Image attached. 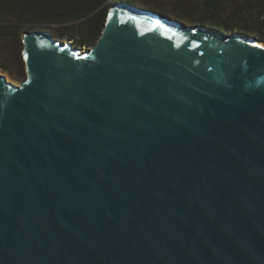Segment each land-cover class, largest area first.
<instances>
[{"label":"water","instance_id":"95a60500","mask_svg":"<svg viewBox=\"0 0 264 264\" xmlns=\"http://www.w3.org/2000/svg\"><path fill=\"white\" fill-rule=\"evenodd\" d=\"M21 41L0 264H264V42L122 2L91 49Z\"/></svg>","mask_w":264,"mask_h":264},{"label":"rangeland","instance_id":"374dc122","mask_svg":"<svg viewBox=\"0 0 264 264\" xmlns=\"http://www.w3.org/2000/svg\"><path fill=\"white\" fill-rule=\"evenodd\" d=\"M114 1L126 3L136 9L153 12L187 28L202 26L223 35H230L233 33L244 34L264 42V33H261L259 29L242 26H220L217 25L218 22L213 19L204 17V13L177 11L175 9H170L167 5L150 4L141 0ZM111 5L109 7H111ZM80 23L81 22H73L65 25H37L29 28L3 27L4 25L0 24V75L4 76L6 81L14 86H19L25 80L26 73L22 59L23 44L21 37L26 32H44L54 38V40L62 43H70L72 47L78 48L81 51L91 49L96 42L89 38H85L84 35L88 29L91 31L96 30L98 25L97 21H92L90 26L87 23ZM234 23L237 25L240 24L235 21ZM83 26H85V28Z\"/></svg>","mask_w":264,"mask_h":264},{"label":"trees","instance_id":"16d2710c","mask_svg":"<svg viewBox=\"0 0 264 264\" xmlns=\"http://www.w3.org/2000/svg\"><path fill=\"white\" fill-rule=\"evenodd\" d=\"M115 2L114 0H0V24L4 25L3 27L29 28L37 25L81 22L90 26L92 21L96 20L98 24L96 30L88 29L84 36L97 42L109 6ZM256 29L264 33V27Z\"/></svg>","mask_w":264,"mask_h":264},{"label":"crops","instance_id":"0c3cea01","mask_svg":"<svg viewBox=\"0 0 264 264\" xmlns=\"http://www.w3.org/2000/svg\"><path fill=\"white\" fill-rule=\"evenodd\" d=\"M177 11L204 13L227 27H264V0H141ZM237 22L239 25L234 23ZM231 22V23H229Z\"/></svg>","mask_w":264,"mask_h":264}]
</instances>
